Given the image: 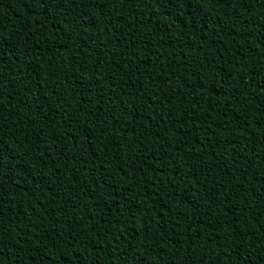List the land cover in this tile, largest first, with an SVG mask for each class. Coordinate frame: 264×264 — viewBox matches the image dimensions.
Masks as SVG:
<instances>
[{"label":"trees","instance_id":"1","mask_svg":"<svg viewBox=\"0 0 264 264\" xmlns=\"http://www.w3.org/2000/svg\"><path fill=\"white\" fill-rule=\"evenodd\" d=\"M0 264H264V0H0Z\"/></svg>","mask_w":264,"mask_h":264}]
</instances>
